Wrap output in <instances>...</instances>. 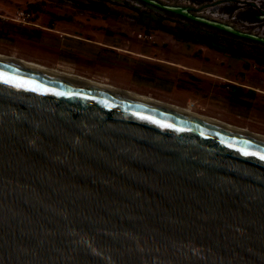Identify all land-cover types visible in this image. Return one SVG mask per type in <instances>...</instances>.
<instances>
[{"label":"water","instance_id":"1","mask_svg":"<svg viewBox=\"0 0 264 264\" xmlns=\"http://www.w3.org/2000/svg\"><path fill=\"white\" fill-rule=\"evenodd\" d=\"M0 264H264V140L0 59Z\"/></svg>","mask_w":264,"mask_h":264},{"label":"rangeland","instance_id":"2","mask_svg":"<svg viewBox=\"0 0 264 264\" xmlns=\"http://www.w3.org/2000/svg\"><path fill=\"white\" fill-rule=\"evenodd\" d=\"M17 9L33 14L28 24L10 19ZM0 52L264 133V68L252 57L230 59L195 43L182 44L168 32L145 27L119 2H105L95 11L60 0H0Z\"/></svg>","mask_w":264,"mask_h":264},{"label":"flooded vegetation","instance_id":"3","mask_svg":"<svg viewBox=\"0 0 264 264\" xmlns=\"http://www.w3.org/2000/svg\"><path fill=\"white\" fill-rule=\"evenodd\" d=\"M73 4L84 10H103L105 2H119L129 7L140 16L145 27L168 32L171 37L182 44L195 43L210 51H216L226 58L242 59L244 55L252 57L258 67L264 68V0H60ZM166 7L185 9L191 18L174 12ZM33 15V14H32ZM59 18V17H58ZM173 24H168L167 22ZM229 26L242 33L237 35L211 24ZM32 25H36L31 22ZM198 27L200 31H184ZM214 37L221 45L231 48H216L200 41ZM246 45L253 51H244ZM246 52V53H245ZM263 59L262 62L259 60ZM243 61L241 66H243Z\"/></svg>","mask_w":264,"mask_h":264},{"label":"bare ground","instance_id":"4","mask_svg":"<svg viewBox=\"0 0 264 264\" xmlns=\"http://www.w3.org/2000/svg\"><path fill=\"white\" fill-rule=\"evenodd\" d=\"M0 59L10 61V62H14L17 64H21L24 66L32 67L35 69L43 70L46 72L54 73L57 75H61V76L67 77V78H71V79L78 80L81 82H85L88 84H92V85H95L98 87H102V88H105V89H108L111 91L119 92V93H122L124 95L130 96V97H133V98H136V99L148 102V103H152V104H155V105L167 108V109H171L173 111H176V112H179L182 114L190 115V116L196 117L198 119H201V120H204V121L216 124V125H220V126H223V127H226V128H229V129H232V130H235V131L256 137L258 139L264 140V133L256 132V131L250 130L246 127L226 122L222 119L216 118V117L211 116V115L192 111L189 107H185V106H181L179 104L173 103V102L161 100L157 97H154V96H151L148 94H144V93L132 90V89L121 88V87L115 86V85H113L107 81L98 80L95 78L84 76V74L82 75V74H79V73H76L73 71L71 72V71L62 70V69H59L56 67H52V66H48V65L39 63L37 61L29 60V59H26V58H23L20 56H15V55L3 53V52H0Z\"/></svg>","mask_w":264,"mask_h":264},{"label":"trees","instance_id":"5","mask_svg":"<svg viewBox=\"0 0 264 264\" xmlns=\"http://www.w3.org/2000/svg\"><path fill=\"white\" fill-rule=\"evenodd\" d=\"M4 28V30H6V28L7 27H3ZM193 30H195V31H200V32H203V30H201L200 28H198V27H190V29L189 28H186L185 30L184 29H180V31L181 32H184V31H193ZM200 41H204V42H207L210 46H212V47H216V48H221V47H223L224 49L226 48H231V46L230 45H221L214 37H211V38H208V39H205V37H203V38H200ZM260 62H262L263 61V59H260L259 60ZM252 91H251V93H249V95L251 96L252 95Z\"/></svg>","mask_w":264,"mask_h":264},{"label":"built area","instance_id":"6","mask_svg":"<svg viewBox=\"0 0 264 264\" xmlns=\"http://www.w3.org/2000/svg\"><path fill=\"white\" fill-rule=\"evenodd\" d=\"M32 16L31 13L23 10V9H17L15 11L14 16L10 17V19L18 24H28L30 22V17ZM141 35V34H139Z\"/></svg>","mask_w":264,"mask_h":264}]
</instances>
